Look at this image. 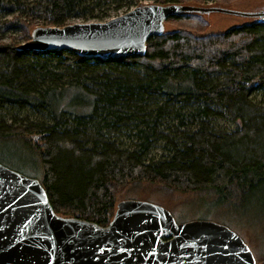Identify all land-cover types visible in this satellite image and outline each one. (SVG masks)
<instances>
[{"label":"trees","instance_id":"obj_1","mask_svg":"<svg viewBox=\"0 0 264 264\" xmlns=\"http://www.w3.org/2000/svg\"><path fill=\"white\" fill-rule=\"evenodd\" d=\"M104 2L0 0V15H12L0 22L1 35L12 32L10 42L0 38V142L24 151L64 217L107 226L123 190L152 184L264 223V107L252 86L258 80L264 90V23L208 33L206 16H177L148 41L145 56L125 59L21 48L37 22L63 27L78 15L96 17ZM171 117L178 123L168 126ZM220 117L237 129L218 130ZM123 134L135 148L121 146ZM162 142L167 154L149 158Z\"/></svg>","mask_w":264,"mask_h":264},{"label":"water","instance_id":"obj_2","mask_svg":"<svg viewBox=\"0 0 264 264\" xmlns=\"http://www.w3.org/2000/svg\"><path fill=\"white\" fill-rule=\"evenodd\" d=\"M185 14H223L264 23V9L139 4L104 22L37 26L22 49L86 58L143 57L166 22ZM0 264H258L248 244L215 221L178 223L149 202L126 200L107 226L58 215L37 178L0 163Z\"/></svg>","mask_w":264,"mask_h":264},{"label":"rangeland","instance_id":"obj_3","mask_svg":"<svg viewBox=\"0 0 264 264\" xmlns=\"http://www.w3.org/2000/svg\"><path fill=\"white\" fill-rule=\"evenodd\" d=\"M156 0H137V6L141 3L150 4L155 3ZM103 3V2H102ZM100 4L94 7L93 16L96 17H83L81 15L75 16L70 20V24L73 23H86V22H104L114 17L120 16L132 6L125 5V3L118 2L116 0H106L105 4ZM205 6H220L239 11H260L264 9V0H235L231 3H218L216 1H209ZM135 7V6H134ZM132 7L131 9H133ZM12 15L1 14L0 22L10 19ZM206 20L209 23L208 33H225L232 28L239 27L243 24H249L255 22L250 19H244L240 17L227 16L223 14H211L206 16ZM181 25H185L181 23ZM36 26H48L44 21L37 22ZM178 25L168 24L167 29L174 30ZM12 32L5 35H1L0 38L5 42H10ZM259 81L253 82V98L256 102L264 107V90L259 88ZM6 116H10L9 112L3 113ZM27 116V115H23ZM32 119L39 118L40 116H32ZM178 122L173 117L166 120V124H177ZM214 125L220 131L231 132L237 129L235 123L231 122L227 117H220L214 119ZM40 137H36L38 142ZM122 147L135 148L136 140L129 134H123L119 136L118 140ZM165 143H160L151 153L149 158L160 159L167 154L164 150ZM22 150L13 143L0 142V163L18 171L28 177L38 178L39 175L30 169L29 159H23L21 154ZM126 200H134L141 202H149L156 205H160L173 214L178 223H185L194 220H206L215 221L224 220L226 218L229 221H223L230 229L236 232L251 248L258 264H264V223H261L258 219L252 216L248 212H241L238 214L221 215L208 205L207 201H200L192 195L181 194L179 192H168L156 185L143 184L139 187L130 186L123 190L117 198V205ZM222 218V219H221Z\"/></svg>","mask_w":264,"mask_h":264}]
</instances>
